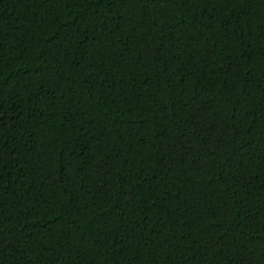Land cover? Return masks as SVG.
Listing matches in <instances>:
<instances>
[{"label":"trees","instance_id":"obj_1","mask_svg":"<svg viewBox=\"0 0 264 264\" xmlns=\"http://www.w3.org/2000/svg\"><path fill=\"white\" fill-rule=\"evenodd\" d=\"M0 264H264V0H0Z\"/></svg>","mask_w":264,"mask_h":264}]
</instances>
